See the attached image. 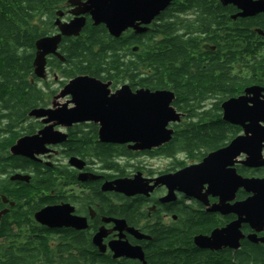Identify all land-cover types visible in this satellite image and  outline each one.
Wrapping results in <instances>:
<instances>
[{
    "label": "flooded vegetation",
    "instance_id": "1",
    "mask_svg": "<svg viewBox=\"0 0 264 264\" xmlns=\"http://www.w3.org/2000/svg\"><path fill=\"white\" fill-rule=\"evenodd\" d=\"M173 5L178 8L176 13L171 9ZM72 10L65 3L57 12L55 22L69 23L74 18L70 14ZM85 19L80 35L88 24L94 28L103 26H94L89 16ZM161 20L164 25L175 22L171 28L188 50L191 65L199 61L197 64L203 71L216 67L214 72L220 76L218 69L224 64L229 79L240 84L224 97L203 94L193 111L187 107L183 111L176 109L174 89H163L173 93L171 106L180 115L179 122L168 126L173 137L179 128L184 129L191 116L198 120L203 112L212 109V104L221 101L220 118L226 125L227 140L217 150L238 137H243L244 146L250 147L251 140L257 141L253 133L264 131V123L250 127L249 122L241 126L226 122L222 119L221 105L241 97L248 108L264 106V0H172L149 25L140 26L147 29L144 33L128 29L115 39L126 35L144 41ZM55 22L54 32L48 36L59 33ZM62 40L57 53L63 58ZM131 50L133 58L139 48L135 46ZM52 59L65 62L64 58L60 61L49 56L45 78L34 75L40 81L39 86L46 84L52 93L48 104L40 107L47 110L48 116L33 118L27 113V119L17 125L10 124L8 118L0 121V140L6 146L0 153V264H152V238L169 230L193 231L191 248L201 254L203 263L217 257H228L233 263L248 245L264 248V220L255 227L241 222L236 230H226L240 219H247L236 212L251 193L237 188L234 193L228 192L221 202L216 195L207 193L206 185L196 197H191L179 191L175 183L165 180L187 167L199 165L217 150L200 160L168 150L171 141L150 150H132V144L102 142L99 122L70 123L57 119L63 115L62 111L73 108L70 96L56 98L73 79H59L56 72H51L48 62ZM95 79L109 84V95L123 86H128L132 93L158 91L138 82ZM45 129L56 141L45 143V152L33 153L32 158L12 155L10 149L20 139L42 138L39 135ZM261 157L264 160V142ZM247 158L246 153H240L229 169L242 179L264 180V165L248 167ZM117 180L135 181L134 191L125 194L104 189V185ZM45 210L50 213L41 215ZM223 230L227 232L215 249L201 248L194 243L196 237L211 238L214 232ZM131 249H139L143 261L127 255ZM115 254L120 255L115 257Z\"/></svg>",
    "mask_w": 264,
    "mask_h": 264
},
{
    "label": "trees",
    "instance_id": "2",
    "mask_svg": "<svg viewBox=\"0 0 264 264\" xmlns=\"http://www.w3.org/2000/svg\"><path fill=\"white\" fill-rule=\"evenodd\" d=\"M68 1L0 0V121L8 118L10 124L17 125L27 119V113L48 104L52 93H49L46 84L39 86L40 81L34 76L35 43L54 32L56 14ZM171 9L176 13L178 8L173 5ZM174 23L164 25L161 20L144 41L126 35L115 39L103 26L94 28L88 24L79 37L62 40L61 55L65 62L52 59L48 67L64 80L89 76L138 82L150 90L173 88L177 98L174 106L181 111L186 107L193 111L200 104L203 94L214 93L219 97L231 94L240 85L239 82L229 79L224 72V64L222 69H218L222 73L220 76L214 72L216 67L203 71L197 64L199 61L191 65L188 50L178 41L175 29L171 28ZM135 46L139 50L132 58L131 49ZM220 102L212 104V109L203 112L198 120H193L191 116L184 129L176 131L168 150L183 152L191 159L200 160L224 145L227 140L226 125L220 118ZM213 118L215 120L211 121ZM4 147L0 140V153ZM192 232L169 230L155 234L150 262L264 264V248L251 245L244 253L237 254L233 263L228 257H217L203 263L201 254L191 248Z\"/></svg>",
    "mask_w": 264,
    "mask_h": 264
},
{
    "label": "water",
    "instance_id": "3",
    "mask_svg": "<svg viewBox=\"0 0 264 264\" xmlns=\"http://www.w3.org/2000/svg\"><path fill=\"white\" fill-rule=\"evenodd\" d=\"M172 0H69L74 10L70 14L74 18L69 23L55 22L59 33L39 39L35 43V57L33 61L34 75L45 78L47 57L55 56L60 61L63 58L57 53L62 38L78 37L85 26V16H89L94 26L103 25L110 36L119 38L128 29L136 33H144L147 26L158 16ZM61 16V14H58ZM109 84H104L89 76H79L71 80L56 98L70 96L73 108L62 109L57 119L77 123L94 121L100 123L99 137L102 142L116 144H132V150H150L169 143L173 131L168 129L169 124L179 122L180 115L171 106L174 95L169 91L140 90L132 93L128 86H123L117 93L109 95ZM262 108V109H261ZM222 119L234 125L249 122V126L264 123V106L248 108L243 98L231 99L222 103ZM47 110L35 109L29 117L41 118ZM49 119H56L49 116ZM257 141L251 140L250 147H245V139L238 137L223 149L208 154L199 165L190 166L177 174L166 177L165 180L175 183L179 191L196 197L201 188L206 185L207 193H212L226 199L227 193H233L237 188H243L252 196L239 205V220L228 230H236L240 223H248L255 227L264 220V180L242 179L233 169L234 159L240 153H246L248 158L245 165L248 167H262L264 160L261 157V144L264 142V131L253 133ZM38 136L20 139L11 149L12 155L32 158V154L45 152V143L54 144L52 135L47 129ZM48 138H51L49 141ZM58 141V140H57ZM15 178H20L19 176ZM24 180V179H22ZM135 181L117 180L104 185L105 190H116L125 194L134 191ZM220 207V205L218 206ZM238 207V206H237ZM45 210L41 215H48ZM38 217V216H37ZM225 230L214 232L211 238L196 237L194 243L201 248L215 249L223 239ZM223 236V237H222ZM236 248V246H232ZM131 257L143 261L139 249H131ZM136 252V253H135ZM120 254H115L119 257Z\"/></svg>",
    "mask_w": 264,
    "mask_h": 264
}]
</instances>
